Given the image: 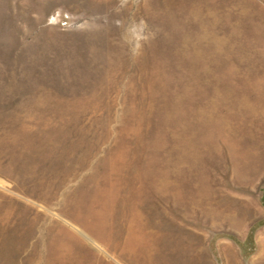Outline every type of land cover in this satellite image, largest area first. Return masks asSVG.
<instances>
[{"label": "rangeland", "instance_id": "374dc122", "mask_svg": "<svg viewBox=\"0 0 264 264\" xmlns=\"http://www.w3.org/2000/svg\"><path fill=\"white\" fill-rule=\"evenodd\" d=\"M227 263L264 264V0H0V264Z\"/></svg>", "mask_w": 264, "mask_h": 264}, {"label": "bare ground", "instance_id": "6f19581e", "mask_svg": "<svg viewBox=\"0 0 264 264\" xmlns=\"http://www.w3.org/2000/svg\"><path fill=\"white\" fill-rule=\"evenodd\" d=\"M233 255H234L233 251L226 252V256H227L229 262H232V260L234 259ZM227 264H230V263H227Z\"/></svg>", "mask_w": 264, "mask_h": 264}]
</instances>
